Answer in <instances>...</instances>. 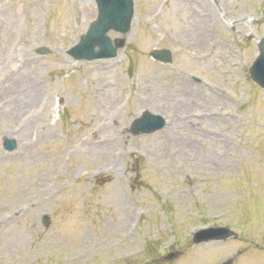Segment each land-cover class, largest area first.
<instances>
[{
    "label": "rangeland",
    "instance_id": "rangeland-1",
    "mask_svg": "<svg viewBox=\"0 0 264 264\" xmlns=\"http://www.w3.org/2000/svg\"><path fill=\"white\" fill-rule=\"evenodd\" d=\"M134 4L117 55L86 61L62 50L93 0H0V264H264V91L231 65L256 52L264 0ZM161 46L173 66L149 56ZM145 108L167 122L134 135ZM205 221L238 231L192 243Z\"/></svg>",
    "mask_w": 264,
    "mask_h": 264
},
{
    "label": "water",
    "instance_id": "water-1",
    "mask_svg": "<svg viewBox=\"0 0 264 264\" xmlns=\"http://www.w3.org/2000/svg\"><path fill=\"white\" fill-rule=\"evenodd\" d=\"M126 12H127V10L124 9L123 6L120 7L119 10H116L113 13L109 12L108 14L110 15V18L107 21H110L111 24H113V23L116 24L117 27H120V29L124 30L128 24L127 19H126L128 15H126ZM104 25H106L105 22L99 23L98 27H96V29L91 33V35L89 36V42L91 44L96 43V42L104 43L103 42V38H104L103 29L105 27ZM262 46H263V44H262ZM105 51H109V50L105 49ZM260 77L261 78H260L259 82L263 83L264 82V76L260 75ZM143 119H145V121H143V127L153 126L158 122L161 123V119L159 117L153 118L151 115H148V114L145 115V117ZM141 129L146 130V128H141ZM221 264H229V262L227 261V262H223Z\"/></svg>",
    "mask_w": 264,
    "mask_h": 264
},
{
    "label": "bare ground",
    "instance_id": "bare-ground-1",
    "mask_svg": "<svg viewBox=\"0 0 264 264\" xmlns=\"http://www.w3.org/2000/svg\"><path fill=\"white\" fill-rule=\"evenodd\" d=\"M189 35L192 38L193 43L196 42V43L200 44V43H203V41H204L202 33L200 34V31L197 30V28L194 25H191L189 27ZM186 94L187 95H185V98L189 100L192 95H190V93H186Z\"/></svg>",
    "mask_w": 264,
    "mask_h": 264
}]
</instances>
